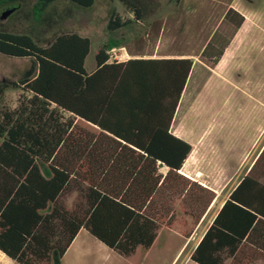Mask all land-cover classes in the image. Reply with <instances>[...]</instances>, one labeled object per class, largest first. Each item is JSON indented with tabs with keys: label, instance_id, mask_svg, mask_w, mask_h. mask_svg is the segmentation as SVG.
Listing matches in <instances>:
<instances>
[{
	"label": "trees",
	"instance_id": "16d2710c",
	"mask_svg": "<svg viewBox=\"0 0 264 264\" xmlns=\"http://www.w3.org/2000/svg\"><path fill=\"white\" fill-rule=\"evenodd\" d=\"M19 1L0 0V8ZM54 1L34 0L33 21ZM68 1L85 8L95 2ZM124 3L140 17L135 4ZM243 20L239 15L234 32ZM127 22L113 10L106 28ZM90 45L76 32L57 34L44 47L29 34L0 31V54L37 64L32 77L0 82V251L19 264L57 261L81 228L129 256L148 249L159 225L172 226L178 211L196 225L215 197L179 172L192 146L170 132L192 59L108 62V51L120 45L108 40L88 73ZM10 87L21 92L15 107L1 102ZM73 185L77 195L67 206L63 197ZM190 260L264 264L263 182L250 172L240 180Z\"/></svg>",
	"mask_w": 264,
	"mask_h": 264
},
{
	"label": "rangeland",
	"instance_id": "374dc122",
	"mask_svg": "<svg viewBox=\"0 0 264 264\" xmlns=\"http://www.w3.org/2000/svg\"><path fill=\"white\" fill-rule=\"evenodd\" d=\"M124 1L136 5L139 18ZM33 2L21 0L17 5L0 8V31L29 34L40 46L49 44L63 32L87 36L91 40L84 64L87 71L93 69L95 51L102 43L119 39L121 35H130L128 45L132 50L151 51L155 34L149 28L146 35V30L156 18L159 26H163L165 50L198 53L215 27L216 34L223 35V39L236 32L238 18L223 17L226 4L234 5L246 15L228 56L218 61L219 66H215L214 58H204L203 70L194 71L182 92L173 123L177 134L198 145L199 158L191 157L198 171L194 175L197 173L220 197L236 187L264 143V0H95L88 8L68 0H56L48 5L38 22L31 18ZM113 10L131 23L117 31L107 30L106 23ZM196 41L200 43L197 47ZM36 69L33 58L0 54V80L11 82L32 77ZM20 93L19 89H7L1 102L14 107ZM241 151L245 158L242 169L228 171L229 165L224 164L227 154L235 161ZM208 153L216 161L213 165L206 161ZM263 159L264 153L260 161ZM40 167L47 174L46 165L40 163ZM253 171L250 174L256 177ZM76 195L73 185L71 192L63 197L67 206H71ZM200 206L198 203V211ZM218 207L219 203L215 202L198 225L178 211L172 226L159 225L149 249L137 247L129 256L109 249L82 229L61 263L196 264L190 261L189 254Z\"/></svg>",
	"mask_w": 264,
	"mask_h": 264
},
{
	"label": "crops",
	"instance_id": "0c3cea01",
	"mask_svg": "<svg viewBox=\"0 0 264 264\" xmlns=\"http://www.w3.org/2000/svg\"><path fill=\"white\" fill-rule=\"evenodd\" d=\"M226 6L227 7L225 8L223 17L228 16V17H231V18H236V19L238 18L239 19V15H242L244 17L243 22L241 23L239 28L236 30L234 35L232 34V36L230 38H226V39H223V37H222L223 35L216 34L217 27H215L213 29V31L211 32V34L209 35L206 43L203 45V47L201 48V50L198 53H187V52H178V51H172V50H165L162 47V46H164V41L162 39V37H163V31H162L163 30V26L162 25L159 26V24H158V20L159 19L158 18L155 19L156 21H153V23L149 24L148 28L146 30V35H148V33H149V28H152V32H153V34H155V36H154V46H153L151 51H149L148 48H146L144 50L142 48H138L136 50H132V48H130L129 45H128V43L130 42V38H131L130 35H128V36L121 35L119 37V39H117V38L110 39V40H114V41H119L120 45L111 48L108 51V53H109V55L116 56L119 59L118 62L119 61H125V60H128L130 58H139V57H142V58H182V57H189V58L192 59L193 63H192V68H191V71L189 73L188 79L186 81V85H185V88H186L187 85L190 82L191 77L193 76L194 71L196 72V70H198V69L203 70L204 66H206V64H205V62L203 60L204 58H206V59L214 58L215 57L214 56L215 52H219L222 49V47H224V46L225 47L223 48V53L220 56L218 61L221 62V61H223L224 58H226L228 56L229 50H230V48L233 45V42L235 40V38H234L235 34L236 35L238 34V31L241 30L242 26L245 23L246 15H244L241 11H239L237 8H235L234 5H232V4H226ZM4 8H7V7H4ZM0 17H2V16H0ZM121 19H123V18L121 17ZM123 20H126V21L129 20L130 22H127V24L122 26L121 28H123V27L127 26L129 23H131L130 19H123ZM121 28L116 29V30H110V31H117V30H120ZM81 36H83V35H81ZM132 38H134V36H132ZM199 44L200 43L196 41V47L199 46ZM208 44H209V46H208ZM47 45L48 44L41 45V46L45 47ZM206 47H207V50H206ZM96 51H95V53H96ZM94 56H95V54H94ZM108 62H113V58L111 56L108 59ZM84 64H85V62H84ZM215 66L216 67L219 66V63L217 62L215 64ZM94 69H95V64H94V67H93V69L91 71H87L86 69L85 70H86V72L90 73ZM3 81H5V80H3V79L0 80V82H3ZM10 88H7V89H10ZM185 88H184V90H185ZM11 89L18 90V88H11ZM6 90H5V92H6ZM178 105H179V103H178ZM177 108H178V106H177ZM177 108H176V111H177ZM174 116H175V114H174ZM173 123H174V117H173L171 125H170V132L172 134H174L175 136H177L179 138H182L185 141L189 142L191 144V146H192V149H191L190 153L188 154L187 158L185 159V161H184L181 169L179 170V172H181L183 175L187 176L188 178H190L192 180H195L198 183L208 187L207 185L204 184L206 182H204L203 180L201 181L199 179L201 177H199V175L197 173H195V175H194V172L197 171V167L194 164V161H193L194 159H192L191 157L193 155V158H195V157L199 158L200 155L196 154V150L197 151L199 150L198 145H196V143H194V142L186 140L184 137H182L179 134H177L173 130ZM263 153H264V143L262 144L261 148L256 153L254 159L252 160L251 164L249 165L248 169L246 170L244 176L247 175L249 172L251 173L253 170H255L257 168V166H259V167L261 166L260 168H257L255 170L256 173H255V171H253V173L256 174V177H258V180L260 182L264 183V159H263V161H260V158L262 157ZM243 156H244V153H243V151H241L238 154L237 159L234 161V160L230 159L229 154H227V160H226V162L224 164H226L227 166L229 165L228 171L234 172V171L242 169L241 166L243 165V161L245 159V158H243ZM206 161H209L210 164H212V165H213V163H216V161L213 159V157H212V155L210 153L206 154ZM159 171L162 174H165L166 171H167V167L164 166V165H160L159 166ZM240 180L237 183H239ZM208 188H210V187H208ZM211 189L214 191L215 197L211 201V203L208 206L206 212L203 214V216L199 220L198 224L205 218V216L211 210L213 204L215 202H218L219 203V207L217 208V210L215 211L214 215L212 216V218H211V220H210V222L208 224V226H209L211 224L214 216L216 215L217 211L220 209L221 205L223 204L225 199L229 196V194L231 193V191L234 188L224 197H220L219 192H217L214 188H211ZM207 227H206V229H207ZM82 229L85 230L84 228H81L78 231V233L76 234V236L72 240L71 244L68 246V248L66 249L65 253L63 254V256L61 258H59L57 261L52 260V262H50L48 264H62L61 262H62L63 258L65 257L67 251L71 248L72 243H74V241L77 240L78 235H79V233L81 232ZM205 230L201 233V235L199 236L198 240L194 244V246H193V248H192V250H191V252L189 254V259H190V255H191L192 251L194 250V248L196 247L197 243L201 239V237L204 234ZM191 236H192V234L190 235V237ZM0 264H19V263H17L13 259L7 257L6 255H4L0 251Z\"/></svg>",
	"mask_w": 264,
	"mask_h": 264
},
{
	"label": "built area",
	"instance_id": "2783aa9c",
	"mask_svg": "<svg viewBox=\"0 0 264 264\" xmlns=\"http://www.w3.org/2000/svg\"><path fill=\"white\" fill-rule=\"evenodd\" d=\"M110 56L113 58V61H118L119 59L116 57V56H112V55H109V58H110Z\"/></svg>",
	"mask_w": 264,
	"mask_h": 264
}]
</instances>
